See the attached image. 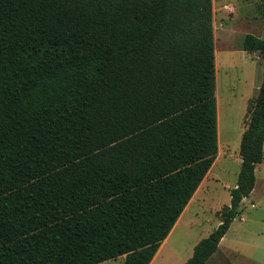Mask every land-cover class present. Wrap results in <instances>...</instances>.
I'll use <instances>...</instances> for the list:
<instances>
[{"label": "trees", "instance_id": "1", "mask_svg": "<svg viewBox=\"0 0 264 264\" xmlns=\"http://www.w3.org/2000/svg\"><path fill=\"white\" fill-rule=\"evenodd\" d=\"M242 48L263 70L237 185L185 264L264 161V39ZM218 145L213 0H0V264H152Z\"/></svg>", "mask_w": 264, "mask_h": 264}, {"label": "rangeland", "instance_id": "2", "mask_svg": "<svg viewBox=\"0 0 264 264\" xmlns=\"http://www.w3.org/2000/svg\"><path fill=\"white\" fill-rule=\"evenodd\" d=\"M230 1L238 6L237 13L234 12L233 6L228 4L227 0H213L218 142H220L222 131L228 141L227 144L223 141L224 139H221V143L218 145L217 158L219 161L222 159L223 164H218L214 168L213 177L208 178L207 189H203L199 195L200 201L191 204L182 218L181 224L152 264H184L192 253L194 243L207 238L211 232L217 229L220 220L219 212L228 206L231 200L230 192L226 188L230 187L231 189L237 183L241 166L239 156L241 138L239 134L246 106L239 95L235 97L233 93L236 91L238 94L245 90L247 85H251L254 81L256 73L260 77L263 70L260 65V57L255 53L244 52L242 45L246 35H256L264 28L262 16L264 0H252L251 3H248L247 0ZM260 34L263 36L264 32ZM222 55L227 56L229 61L222 60L226 58ZM242 83L244 86L247 83L244 89ZM256 96L257 94L250 100L244 118L245 126L248 110ZM257 175L258 186L256 198L253 200L262 201L263 211L259 210V207L252 209V198H245L240 206V215L234 220L226 241L220 251L216 252L207 264H253L244 255L234 254L233 251H235L234 247H239V244L249 243L252 247L253 242H256L253 223L248 221L243 223L241 217L249 218L252 214V219L254 213L258 211L264 213V173L261 171ZM241 225H246L248 228L245 234L239 231ZM175 228L176 226L173 231ZM238 237H242L244 240L240 238L238 240ZM235 243L239 244L235 246ZM124 259L125 257H120L103 264H123Z\"/></svg>", "mask_w": 264, "mask_h": 264}, {"label": "crops", "instance_id": "3", "mask_svg": "<svg viewBox=\"0 0 264 264\" xmlns=\"http://www.w3.org/2000/svg\"><path fill=\"white\" fill-rule=\"evenodd\" d=\"M227 2H228V4H230L231 6H233L234 12L237 13L238 6H235V4H233L230 0H227ZM247 2L248 3H251L252 0H247ZM248 6H252V5H248ZM213 7H214V2H213ZM263 24H264V21H263ZM263 32H264V28L261 29L260 33H263ZM260 33L257 32V34L254 35V36L263 39L264 35L262 34L263 36H260L261 35ZM222 56L223 57H226L225 59L222 57L223 58L222 60H224L226 62V60H228L227 56H224V55H222ZM227 65L229 66V64H227ZM261 79H262V71H261L260 77L256 73V76H254V81L251 83V85L250 84L247 85V83L245 84V86L247 85V88L245 90H242V92H239L238 94H236V91H234V93H233V96H235V97H237L239 95V97L241 98V100L243 101V103H245V106H246V110H245V113H244V116H243V122H242L241 130H240V134H239L240 135V138H242V135H243V133L246 130V126L244 124V118H245V115L247 114V109H248V106L250 104V100L253 97H255V95L258 93L259 86L261 84ZM245 86H244V83H242V88L243 89L245 88ZM220 137L221 138H219V140H220L219 145L221 143V139H224L223 141L228 144V141L226 139V135H225V133L223 131H222V134H221ZM233 148H235V147H233ZM218 164H223L222 163V159H221V161H219L218 158H216V161H215L214 165L212 166L211 170L209 171L208 175L206 176V178L204 179V181L202 182V184L200 185V187L196 191L194 197L192 198V200L190 201V203L188 204V206L184 210V212L181 215V217L179 218L178 222L176 223L177 224V225H175L176 228L174 229V231L172 230V232L170 233V235L167 237V239L160 246V248H159V250H158V252L156 254L157 257L155 256L156 258H158V256L161 254L162 250L165 248V245L168 243L169 239L174 234L175 230L181 224L182 218L185 216L187 210H189L191 204H195L197 201L198 202L200 201L199 195L202 193L203 189L204 190L207 189V187H208V178L211 177V176L213 177V170H214V168H216V166H218ZM261 171L264 173V161H263L262 164L258 165L257 168H256V170H255V177H256L255 187H254L253 192L251 193V195L248 198H252V202H251V208L252 209H257L259 207V210H262L263 211V206L261 205L262 201L261 200H258V201L253 200L254 198H256V192H257V189L256 188L258 186V178H257L258 175L257 174L259 172H261ZM236 185H237V183L235 184V186L233 188H235ZM233 188L231 187V189H230V187H227L226 189H228L229 192H230ZM258 199H259V196H258ZM243 201H242V203H243ZM251 217H252V214H251V216L249 218L243 216V217H241V222L247 223V221H248L249 223H251V222L253 223V225L255 227L253 229H254V235L256 236V242L255 241L253 242V246L252 247H251V245L249 243H244V244L235 243V246L239 244V247L238 248L237 247H234L235 248V251H233V250L232 251L234 252V254L236 253V254L244 255L253 264H264V213H260L258 211L257 213H254L252 219H251ZM233 223H234V221L232 222L229 231L231 230ZM219 225H220V220H219L218 226ZM246 230H248V228H247L246 225L245 226L244 225H241L240 228H239V231L242 232V233H244V234H245ZM229 231L224 236V238L221 240L220 245H219V250L217 252L220 251V248L223 246L224 242L226 241V237H227ZM239 238L242 239V240H244L242 237H238V240H239ZM200 241L201 240H199L198 242H195L194 243V246L192 247V253L189 255L188 260L192 257L194 248H195V246ZM222 256H224V255H222Z\"/></svg>", "mask_w": 264, "mask_h": 264}]
</instances>
